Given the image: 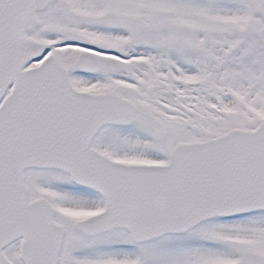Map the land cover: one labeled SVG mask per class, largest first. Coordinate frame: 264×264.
<instances>
[{
    "label": "snow or ice",
    "instance_id": "1",
    "mask_svg": "<svg viewBox=\"0 0 264 264\" xmlns=\"http://www.w3.org/2000/svg\"><path fill=\"white\" fill-rule=\"evenodd\" d=\"M0 264H264V0H0Z\"/></svg>",
    "mask_w": 264,
    "mask_h": 264
}]
</instances>
